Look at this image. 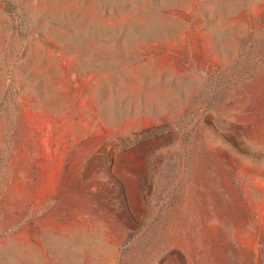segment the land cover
Instances as JSON below:
<instances>
[{
    "label": "rangeland",
    "instance_id": "374dc122",
    "mask_svg": "<svg viewBox=\"0 0 264 264\" xmlns=\"http://www.w3.org/2000/svg\"><path fill=\"white\" fill-rule=\"evenodd\" d=\"M0 264H264V0H0Z\"/></svg>",
    "mask_w": 264,
    "mask_h": 264
}]
</instances>
